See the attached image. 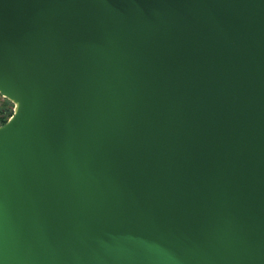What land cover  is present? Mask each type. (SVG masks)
I'll return each mask as SVG.
<instances>
[{
  "label": "water",
  "instance_id": "95a60500",
  "mask_svg": "<svg viewBox=\"0 0 264 264\" xmlns=\"http://www.w3.org/2000/svg\"><path fill=\"white\" fill-rule=\"evenodd\" d=\"M0 264H264V0H0Z\"/></svg>",
  "mask_w": 264,
  "mask_h": 264
},
{
  "label": "trees",
  "instance_id": "16d2710c",
  "mask_svg": "<svg viewBox=\"0 0 264 264\" xmlns=\"http://www.w3.org/2000/svg\"><path fill=\"white\" fill-rule=\"evenodd\" d=\"M3 95L0 94V97H2ZM9 105H11V102L5 98L4 100V105L2 107V109H0V126L5 125L8 120L13 116L14 111L12 109V105L9 107Z\"/></svg>",
  "mask_w": 264,
  "mask_h": 264
},
{
  "label": "rangeland",
  "instance_id": "374dc122",
  "mask_svg": "<svg viewBox=\"0 0 264 264\" xmlns=\"http://www.w3.org/2000/svg\"><path fill=\"white\" fill-rule=\"evenodd\" d=\"M4 100H5V98L2 96V97H0V109H2V107H3V105H4ZM10 101V100H9ZM11 102V101H10ZM11 105H12V109H13V111H14V109H15V105L11 102ZM11 105H9V107L11 106Z\"/></svg>",
  "mask_w": 264,
  "mask_h": 264
}]
</instances>
